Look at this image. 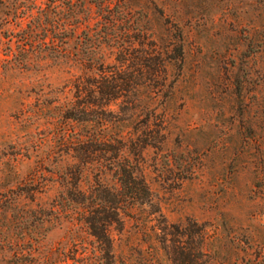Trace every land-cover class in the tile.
Masks as SVG:
<instances>
[{
	"label": "rangeland",
	"instance_id": "374dc122",
	"mask_svg": "<svg viewBox=\"0 0 264 264\" xmlns=\"http://www.w3.org/2000/svg\"><path fill=\"white\" fill-rule=\"evenodd\" d=\"M122 2L144 28L145 46L164 58L165 81L156 115L118 128L152 142L139 158L151 206L109 227L115 257L173 264L176 240L194 250L197 223L201 264H264V0ZM5 50L2 39L1 57ZM49 69L30 90L29 77L0 64V264H97L92 237L64 213L54 224L41 214L38 242L18 225L25 210L48 212L58 190L50 150L61 124L51 119L53 102L47 109L41 101L62 99L66 74Z\"/></svg>",
	"mask_w": 264,
	"mask_h": 264
},
{
	"label": "trees",
	"instance_id": "16d2710c",
	"mask_svg": "<svg viewBox=\"0 0 264 264\" xmlns=\"http://www.w3.org/2000/svg\"><path fill=\"white\" fill-rule=\"evenodd\" d=\"M112 1L47 0L41 5L36 0H0V43H6L2 72L26 75L23 85L30 90L43 85L51 67L61 66L66 74L62 99L41 101L47 109L53 102L51 119L61 124L50 150L57 194L48 212H23L21 235L32 234L38 242L41 214L53 215L49 221L54 224L64 213L92 237L97 264H125L115 257L109 227L121 223L120 214L151 206L139 158L152 142L118 128L124 123L134 128L155 116L165 81L164 58L145 46L147 34L122 0ZM119 99L118 110L112 109ZM30 189L38 186L25 193ZM193 226L194 250L187 252L185 240H176L170 250L173 264H201L203 228ZM175 231L186 234V229Z\"/></svg>",
	"mask_w": 264,
	"mask_h": 264
}]
</instances>
